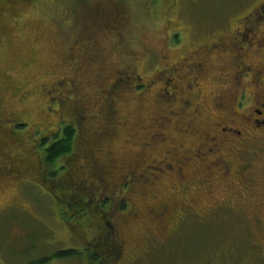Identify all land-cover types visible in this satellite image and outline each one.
Returning <instances> with one entry per match:
<instances>
[{"label": "rangeland", "instance_id": "374dc122", "mask_svg": "<svg viewBox=\"0 0 264 264\" xmlns=\"http://www.w3.org/2000/svg\"><path fill=\"white\" fill-rule=\"evenodd\" d=\"M261 1L0 0V264H44V258L48 259L45 264H101L91 261L93 249L107 255L106 264H264V209L254 208L264 203V142L254 145L256 139L245 144L236 140L209 155L208 159L232 155L236 160L233 169L240 167L238 174L212 182L217 194L214 199L194 195L191 199L198 206H181L179 212L186 209L187 216L180 222L173 220V236L166 240H151L147 224L154 233L159 234V228L144 216L146 200L132 193L138 184L130 180V206L124 211L119 208L122 212L118 213L111 191L123 173L111 176L100 169L110 168L115 161L117 167L132 163L151 138L153 121L166 115L170 107L160 104L159 97L163 84L171 79L176 87L177 79L176 73L162 71L182 63L199 46L215 39L214 35L224 36L242 25L251 29L253 24L243 22L244 16ZM258 29L264 32L263 25ZM263 54L261 47L247 62L263 63ZM211 64L212 71L198 81L204 99L192 100L201 104L198 115L189 118L194 119L190 125L196 132L204 129L205 121L212 124L221 119L214 105L228 100L225 88L233 84V77L227 75L234 67L220 75L215 68L222 62ZM120 77L119 91L106 98L115 96L116 119L122 127L117 129V124L112 129L115 123L111 124L108 138L100 140L94 126L105 123L97 116L109 103L98 98H104L101 89L120 83ZM247 80L252 79L242 83L255 92L254 83L247 85ZM189 82L182 81L181 93ZM174 105L179 110V103ZM11 120L25 122L26 127L19 130ZM173 120L167 133L174 138L173 133L188 120ZM65 124L75 126L74 151L57 165L64 168V179L52 180L47 176L48 167L40 166L42 153L35 148L42 137L59 135ZM261 135L264 141V133ZM177 137L186 143L196 139ZM246 150L250 155H242ZM159 153L146 151L147 166L153 167L145 178L155 173L157 165L152 161ZM195 162L187 171L192 183L202 174ZM64 180L71 187L62 188ZM172 184L166 174L160 175L150 189L152 201L159 204ZM221 201L222 205L233 203L215 210ZM134 203L142 211L137 220L130 216ZM103 241L118 250L101 251ZM92 243L96 247L91 251ZM69 250H77L79 255L57 256Z\"/></svg>", "mask_w": 264, "mask_h": 264}, {"label": "flooded vegetation", "instance_id": "af4514ba", "mask_svg": "<svg viewBox=\"0 0 264 264\" xmlns=\"http://www.w3.org/2000/svg\"><path fill=\"white\" fill-rule=\"evenodd\" d=\"M246 21L253 24L251 29L242 25L234 29L233 32H225L224 36L222 34L218 36L214 35L215 39L206 42L202 46H197L198 50L189 56V58L184 59L182 63L175 64L171 69L162 71V73L167 71L170 75L176 73V87L172 84V80L169 79V81L163 84L164 88L159 97L160 104L166 103L170 108L166 111L165 116H161L160 114L153 121L151 126L154 131L151 138L143 143L139 155L136 156L132 163L117 167L115 165L117 162L115 161V164L111 162L110 168L100 167L97 164V167H100L101 171L107 175H111L114 172L123 173L122 177H120V183L113 185L111 191V195L113 196L111 200L116 202L118 213H121L130 206L127 198L130 180H133L132 183L138 184V188L132 190V193L146 200L145 206H147L145 207L144 216L151 223L154 222L158 226L159 234L165 232V236H159V234L153 232V226L148 227L147 224L146 230L153 236L151 240L172 238L174 233L172 228L173 220L176 219L180 222L185 220L187 216V212H183L186 209H181L179 212L181 206H188L190 208L198 206V201L191 199L194 195H211L214 199L217 194L214 191L215 185L212 182L217 183L219 179L221 181L230 179L233 174H238L240 167L238 166L233 169L236 160L233 159L232 155L225 157L221 154L213 159H208L209 155H214L217 149H220V146L233 144L236 140L241 141V144H245L247 142L252 143V140L256 139L257 141L252 143L254 145L264 142L261 137V133H264V54L261 56V62L263 63L253 65L247 62L251 54H257L260 48L264 47V32L258 29L261 25L264 27V0L261 1L255 10L244 16L243 22ZM174 31L180 33L177 30ZM171 37L172 35L170 36V41ZM254 42L255 46H253ZM189 61L192 62L189 64ZM215 61L222 62V64L215 68V72L218 73L219 71L218 74L220 75H224L223 71L228 67L232 69L234 67L232 70L234 72L227 75L233 77V84L230 88H225L226 91H229L230 97L228 100H221L220 103L217 102L214 105L216 108L214 110L219 113L221 119L212 124L205 121L204 129L196 132L192 129V125H190L194 119L191 118L189 120V118L198 115L201 104H194L192 100L204 99L203 91L200 90L201 84L198 81L208 76L209 72L214 68L211 63ZM243 78L252 79L250 82L247 80L246 84L254 83L255 92L249 91L245 87V83H242L244 81ZM187 79L190 82L184 87L183 93H181V83ZM172 92L173 99H170ZM182 95L186 97L180 98ZM177 102L180 105L179 110H176L174 105ZM176 117H179L182 123L183 120L188 121L182 124L184 128L182 126L177 129L175 135L173 133V138L172 134H168L167 132L170 125L174 123L173 118ZM119 127H122L121 123L118 124ZM257 134L260 135L257 137ZM177 135L189 136L191 138L196 137V139L193 138L194 141L188 143L180 142V137L178 138ZM150 149L159 151L160 153L152 161L157 165V167L153 168L155 173L152 178H145L144 174L147 173L148 169H152L153 167L147 166L148 156H144L146 151ZM229 150H232L230 146ZM242 155L246 156L250 155V153L246 150L242 152ZM196 160L202 174L198 175L195 183H192L187 171ZM163 174H166V178L173 184L168 196L161 199L158 204L159 201H152L153 192L150 189H154L153 186L158 181V177ZM224 187L231 191L235 189V186L232 185H224ZM222 202L217 207L218 209L215 210H219V208L226 209L233 203L230 201V203L226 202L222 205ZM240 204H243V202L241 201ZM240 206L245 212V208L242 205ZM254 208L262 210L264 209V203L260 204V206L254 205ZM141 213L140 207L135 206L134 203L130 211L131 218L137 220L140 218ZM210 214V210L207 211V216ZM170 225L171 228L168 230ZM118 239L122 242L123 238L121 234L118 235ZM91 245L89 244L92 251L93 247H96V244L92 243ZM99 246L101 251L110 248V251L114 253V250H118L117 248L113 250L109 241H103ZM93 251L95 252L96 249H93ZM93 251L90 253L92 256L95 255ZM118 254L122 256L120 250ZM101 255L106 259V254ZM87 264L91 263L87 262Z\"/></svg>", "mask_w": 264, "mask_h": 264}, {"label": "trees", "instance_id": "16d2710c", "mask_svg": "<svg viewBox=\"0 0 264 264\" xmlns=\"http://www.w3.org/2000/svg\"><path fill=\"white\" fill-rule=\"evenodd\" d=\"M133 74H134V72H133ZM121 83L122 82H121V77H120V83H119V80H118L115 83H113L114 85L112 86V88L101 89V91L103 92L104 98L99 97L98 99L103 104L109 103V105H110V103H111V105L110 106L109 105L108 106L104 105V106L107 107V110L105 109L104 113L99 112V114L97 116L102 121H104L105 123H106L105 120L107 119V125L106 126H105V123H102V122H100L101 124H96L94 126L95 127V131H96V136H97L98 139L100 138V140L108 138V132H109V128H110L111 124L115 123L114 126L112 127V129H115L116 125L118 124V119L119 118L116 119V114H118V111L115 110V107L113 105L115 96H114V98L112 100H109L108 98H106V96L109 95V93H112L113 91L116 94L119 91L118 89H119V85ZM140 88H144V90H145L146 86H144L141 83L140 84ZM133 92H134V90H133ZM142 92H139V93H142ZM1 105L2 104H0V107H1ZM111 107H112L113 111H111V113H110V108ZM112 113H113V119H112ZM1 114H3V113H1V110H0V115ZM117 117H118V115H117ZM99 118H97V121H100ZM114 119H115V122H114ZM11 121H15V127L17 129H19V130H21L24 127H26V123L25 122H19V121H16V120H11ZM120 128L121 127H119L118 129H120ZM60 131H61V133L59 135H57L56 137H54L53 139H45V138L42 137L40 139V142L37 144V146L35 148V150L39 149V151L42 153V157L40 159H38V162L41 161V165L40 166H42V164H44V165H46L48 167L47 176H48V178H50L52 180L57 179V178H60V179L63 178L62 175L65 173V170H64L63 167H59L57 165H58V163H59V161L61 159L65 158V157L69 158L70 155L73 154L75 141H76L77 132H76L75 126L65 124V125H63V127H62V129ZM10 133L15 135V133L12 130V128H10ZM98 133L101 134V137L98 135ZM91 134H92V132H91ZM88 152L91 153L92 151H88ZM124 166H126V164ZM62 172H63V174L61 175ZM69 184H70L69 181L64 180L63 183H62V188L67 187ZM70 187H71V184H70ZM93 254H95V255L92 256V254H90L91 261H96V262H99L101 264H104V263L106 264V262L109 261V259L108 260H107V258L105 259V257L103 255H101V254L95 253L94 251H93ZM77 255H79V252L77 250L63 251V252H60V253L57 254V256L60 257V258L61 257H68V256H77ZM47 262H48V259H46V258L41 260V263L45 264ZM114 262H116V261H114Z\"/></svg>", "mask_w": 264, "mask_h": 264}]
</instances>
